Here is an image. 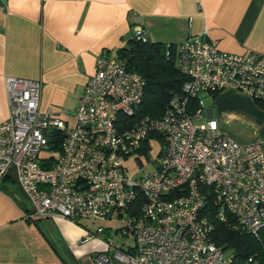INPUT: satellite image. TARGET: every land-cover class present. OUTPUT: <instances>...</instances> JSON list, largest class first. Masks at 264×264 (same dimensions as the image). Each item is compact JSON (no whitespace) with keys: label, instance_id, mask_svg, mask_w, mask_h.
I'll use <instances>...</instances> for the list:
<instances>
[{"label":"built area","instance_id":"1","mask_svg":"<svg viewBox=\"0 0 264 264\" xmlns=\"http://www.w3.org/2000/svg\"><path fill=\"white\" fill-rule=\"evenodd\" d=\"M131 37L145 41L144 30L134 28ZM176 54L186 81L157 118L137 116L145 80L113 58L97 60L70 128L40 110V82L4 79L9 115L0 124V182L14 171L30 217L103 221L142 202L140 216L120 230L133 236V246L107 238L112 251L90 264H234L211 240L213 225L203 215L210 201L220 223L234 219L252 235L264 229L261 144L231 140L213 118L193 123L201 117V95L233 90L264 102V55L220 51L206 33L188 37ZM53 132L64 135L55 153L47 140ZM155 135L162 139H149ZM156 141L161 148L153 164L147 152ZM141 157L153 169L129 172L127 165ZM104 231L98 227L87 239Z\"/></svg>","mask_w":264,"mask_h":264},{"label":"crops","instance_id":"2","mask_svg":"<svg viewBox=\"0 0 264 264\" xmlns=\"http://www.w3.org/2000/svg\"><path fill=\"white\" fill-rule=\"evenodd\" d=\"M136 27L166 47L206 33L220 51L264 55V0H0V124L9 115L4 79L13 77L40 82V110L70 128L97 60H118ZM205 97L211 106L199 119L204 111L231 140L264 149V109L255 101L233 90L201 95L202 104ZM30 209L11 171L0 182V264H90L108 253L104 235L87 239L98 228L33 218Z\"/></svg>","mask_w":264,"mask_h":264},{"label":"trees","instance_id":"3","mask_svg":"<svg viewBox=\"0 0 264 264\" xmlns=\"http://www.w3.org/2000/svg\"><path fill=\"white\" fill-rule=\"evenodd\" d=\"M176 49L177 47L174 46L166 47L151 43L145 36L143 42L136 41L131 37L126 47L117 51L118 60L123 62L128 70L141 75L146 83L143 100L137 112L138 117H160L170 99L181 94L186 78L177 69ZM255 102L264 109V102ZM47 137L50 150L54 153L58 152L64 135L53 132ZM149 139L160 141L162 137L155 135L149 137ZM145 148L146 144L143 150ZM141 203L138 198L130 207L127 214L130 219L140 216ZM203 215L213 225L212 242L218 248L230 254L233 257L234 264H264V229L256 235H252L244 231L234 219L220 223L215 218L211 201L206 205ZM78 221L74 223H78ZM129 227L130 220L122 228L128 230ZM104 240H107L106 237Z\"/></svg>","mask_w":264,"mask_h":264},{"label":"rangeland","instance_id":"4","mask_svg":"<svg viewBox=\"0 0 264 264\" xmlns=\"http://www.w3.org/2000/svg\"><path fill=\"white\" fill-rule=\"evenodd\" d=\"M211 106V99L209 97H205L203 98V107L207 108ZM204 110V109H203ZM72 113V112H70ZM205 122V116H204V111H203V118L201 119H194L193 123L195 125H201ZM160 148H161V143L159 141H156L154 143H152L150 150H148L147 155L148 157L154 161L153 164H155V158L158 157V154L160 152ZM151 163H148L146 157H141L138 161H136V164L133 163L132 165L128 164L127 166L130 167L128 168L129 172H132L135 168L140 169L146 166L147 169H153L154 165ZM129 221V217L128 215H124L122 218L121 217H116V215H114L111 219H106L103 221H95V222H91L88 220H84L81 219V223L85 226H87L92 232H95L96 229L98 227H102L104 228V233H102V235H104V238H112L115 241L118 240H123L127 246L131 247L133 246L134 242H133V236L128 232V236H122L120 231H117L119 229H121L122 227H124L126 225V223H128ZM106 233V234H105ZM109 251H112L111 249H109ZM114 264H120L118 262H114Z\"/></svg>","mask_w":264,"mask_h":264}]
</instances>
